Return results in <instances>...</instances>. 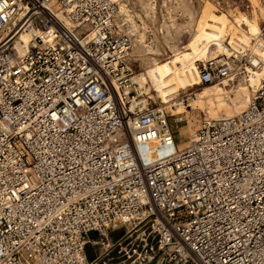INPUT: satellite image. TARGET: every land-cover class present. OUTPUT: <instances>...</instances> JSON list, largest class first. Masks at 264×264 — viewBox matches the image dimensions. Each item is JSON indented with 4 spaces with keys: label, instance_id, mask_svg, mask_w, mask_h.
<instances>
[{
    "label": "built area",
    "instance_id": "built-area-1",
    "mask_svg": "<svg viewBox=\"0 0 264 264\" xmlns=\"http://www.w3.org/2000/svg\"><path fill=\"white\" fill-rule=\"evenodd\" d=\"M118 11L0 0V264H264V77L179 149L133 79ZM261 64L245 47L196 68L212 85ZM156 140L173 152L145 161Z\"/></svg>",
    "mask_w": 264,
    "mask_h": 264
},
{
    "label": "rangeland",
    "instance_id": "rangeland-1",
    "mask_svg": "<svg viewBox=\"0 0 264 264\" xmlns=\"http://www.w3.org/2000/svg\"><path fill=\"white\" fill-rule=\"evenodd\" d=\"M256 1L257 6L254 9L249 0H117L119 6L118 22L123 24V28L131 38V48L127 61L133 74L142 73L148 67L151 58L158 62L166 61L173 58L175 50L185 51L187 44L198 28V20L205 18L210 13L228 17L229 25L225 30L227 36L231 35L232 28L245 27L246 22L252 17V12H256L258 25L261 29L263 21L260 11L263 10L264 0ZM120 7L123 8V12ZM241 31L244 29L241 28ZM246 36L248 39L255 37L253 35L251 38ZM226 41L225 38L224 42L226 43ZM224 59L226 57L220 55L213 60L220 62ZM243 80L244 76L242 75L226 81L228 83L226 87L229 88H224L218 83L209 87L199 83L193 87H187L185 90H179V95L169 105L165 106H161L160 100L155 97L154 93L150 92L149 89L148 91L152 96L151 104L163 107L167 122L174 132L173 142L180 149L187 145L190 135L203 118L228 116L245 107L243 95L240 94V91L237 92L238 85H236L237 83L243 84ZM147 85L149 86L148 81ZM219 87L223 90H220ZM189 92L192 94L187 96ZM203 92L209 96L198 97ZM189 103H192V107ZM234 103L239 104L237 108L232 106ZM180 108L182 113L173 114ZM214 109L216 112H213ZM207 111L210 114H205ZM153 150L155 156L160 158L172 153L174 148L167 146L163 149L156 146ZM142 153L144 158H147L145 151ZM122 230V227H118L110 233L111 238L115 239ZM90 235L92 238L89 239L97 238L95 233ZM86 249L90 256H93L97 246H91L87 243Z\"/></svg>",
    "mask_w": 264,
    "mask_h": 264
},
{
    "label": "bare ground",
    "instance_id": "bare-ground-1",
    "mask_svg": "<svg viewBox=\"0 0 264 264\" xmlns=\"http://www.w3.org/2000/svg\"><path fill=\"white\" fill-rule=\"evenodd\" d=\"M249 2L255 9V6H257V1L249 0ZM122 7H120V10L123 12L124 10ZM260 14L261 20L263 21L264 7L263 10L260 11ZM227 19L228 17L225 15H219L216 13L208 14L205 18L198 20V28L187 44V49L185 51L179 52L175 50L173 58L166 61L158 62L154 58H151L148 67L142 73H138L137 75L133 76V79L139 84V86H142V92L147 95L146 98L152 100V96L149 93L150 91L154 93L158 100H160L161 106L169 105L179 95V90H185L187 87H193L194 85L199 84L198 72L195 66L196 62H204L208 58L216 59L220 55L230 57L237 52L242 53L243 49L246 47L251 52L258 54L262 62L259 69L252 71L248 70L247 74L243 75V84H236L238 85L237 92L240 91V94L243 95L246 105L249 95V87L253 88L254 85H256L259 80L264 77V46L263 48L256 49L251 44V40L256 38L257 34L260 32L258 17L256 12H252V17L248 22H246V26H239L237 29L232 28L230 36H227L225 33V30H227L229 25ZM241 28L244 29V31H241ZM246 35L250 36V38L251 35L255 37L248 39ZM20 38L23 42H26V36L21 35ZM225 38L227 39L226 43L224 42ZM259 40L261 44L264 43V39ZM147 81L149 86L147 85ZM218 85H221L224 88H229L226 87L228 83L225 80L220 82ZM209 86L213 85H208L206 87ZM219 89L223 90L220 87ZM205 95V92H203L199 94L198 97L204 98ZM208 96L209 95H206V97ZM189 105L192 107V103H189ZM238 105L239 104L234 103L232 106L237 108ZM213 112H216V109H214ZM179 113H182L181 108L176 112H173V114ZM205 114L210 113L207 111ZM217 117L220 116L206 118L208 119ZM156 146L163 149L167 147L162 145L159 140L139 147V151L145 161L158 158L155 156L153 150V148ZM143 151H145V156H147V158H144L142 153Z\"/></svg>",
    "mask_w": 264,
    "mask_h": 264
},
{
    "label": "crops",
    "instance_id": "crops-1",
    "mask_svg": "<svg viewBox=\"0 0 264 264\" xmlns=\"http://www.w3.org/2000/svg\"><path fill=\"white\" fill-rule=\"evenodd\" d=\"M178 130H179V129H178ZM175 133H176V132H175ZM188 134H189V133H188ZM186 140H187V139H186ZM90 234H91V233L88 234V238H92V235H90ZM87 255H88L89 257H91L89 252H87Z\"/></svg>",
    "mask_w": 264,
    "mask_h": 264
}]
</instances>
